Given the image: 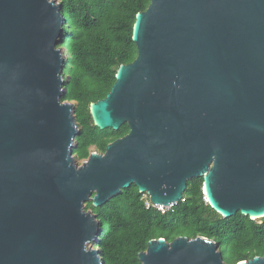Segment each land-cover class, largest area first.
Instances as JSON below:
<instances>
[{
  "label": "water",
  "instance_id": "95a60500",
  "mask_svg": "<svg viewBox=\"0 0 264 264\" xmlns=\"http://www.w3.org/2000/svg\"><path fill=\"white\" fill-rule=\"evenodd\" d=\"M63 32L57 0H0V264H106L85 205L133 184L169 205L203 177L223 216L264 217V0H151L134 25L137 58L91 104L100 128L130 132L81 165ZM139 258L227 264L204 236L153 239Z\"/></svg>",
  "mask_w": 264,
  "mask_h": 264
},
{
  "label": "trees",
  "instance_id": "16d2710c",
  "mask_svg": "<svg viewBox=\"0 0 264 264\" xmlns=\"http://www.w3.org/2000/svg\"><path fill=\"white\" fill-rule=\"evenodd\" d=\"M64 17L61 47L66 53L63 101L76 103L81 134L74 149L77 160L93 151L104 153L108 144L130 132L128 123L119 129L95 124L91 104L103 99L116 82L122 64L133 62L138 47L133 40L137 14L151 0H57ZM204 178L188 181L180 201L162 213L147 208L143 193L133 184L101 206L86 203L99 220L94 242L106 264H142L139 254L153 239L172 242L179 236L214 240L227 264L256 256L264 257V217L251 218L241 211L225 217L204 199Z\"/></svg>",
  "mask_w": 264,
  "mask_h": 264
},
{
  "label": "built area",
  "instance_id": "2783aa9c",
  "mask_svg": "<svg viewBox=\"0 0 264 264\" xmlns=\"http://www.w3.org/2000/svg\"><path fill=\"white\" fill-rule=\"evenodd\" d=\"M203 193H204V199L206 202H208V199H207V196H206V192L204 191V188H203ZM143 199H144V202H145V205L147 208H150V207H155L157 208L159 211H161L162 213H166L170 208H172L175 204L177 203H171L169 205H160V204H157V203H154L150 196L147 194V193H143ZM185 200V197H183L181 199V201H184Z\"/></svg>",
  "mask_w": 264,
  "mask_h": 264
},
{
  "label": "rangeland",
  "instance_id": "374dc122",
  "mask_svg": "<svg viewBox=\"0 0 264 264\" xmlns=\"http://www.w3.org/2000/svg\"><path fill=\"white\" fill-rule=\"evenodd\" d=\"M63 54H64V57L67 56V53L64 50H63ZM83 162H84V160H81V161L78 160V164L79 165H81Z\"/></svg>",
  "mask_w": 264,
  "mask_h": 264
},
{
  "label": "bare ground",
  "instance_id": "6f19581e",
  "mask_svg": "<svg viewBox=\"0 0 264 264\" xmlns=\"http://www.w3.org/2000/svg\"><path fill=\"white\" fill-rule=\"evenodd\" d=\"M255 218V216H253Z\"/></svg>",
  "mask_w": 264,
  "mask_h": 264
}]
</instances>
